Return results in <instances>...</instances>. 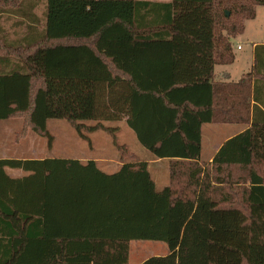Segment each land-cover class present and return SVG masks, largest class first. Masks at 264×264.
Here are the masks:
<instances>
[{"label": "trees", "instance_id": "16d2710c", "mask_svg": "<svg viewBox=\"0 0 264 264\" xmlns=\"http://www.w3.org/2000/svg\"><path fill=\"white\" fill-rule=\"evenodd\" d=\"M27 1L0 10L40 25ZM45 3L44 31L0 37V120L23 118L51 141L50 119L116 133L104 122L126 117L170 178L158 189L133 152L114 172L95 159L0 158V264H129L133 240L168 245L141 264H264V45L240 81L213 83L264 0ZM211 122L250 126L201 163Z\"/></svg>", "mask_w": 264, "mask_h": 264}, {"label": "rangeland", "instance_id": "374dc122", "mask_svg": "<svg viewBox=\"0 0 264 264\" xmlns=\"http://www.w3.org/2000/svg\"><path fill=\"white\" fill-rule=\"evenodd\" d=\"M36 10L39 15L43 14V6H38ZM247 32L246 37L233 40L234 47L239 54L252 47L253 41L257 39L258 34L263 36L264 14L260 13L257 20L248 24ZM238 44H241L243 48L238 49ZM93 123L88 122L86 124ZM25 124L23 118L0 120V156L16 159H41L46 157L95 159L96 161L98 160L99 166L107 172L117 171L125 161L133 160L132 152L141 160L150 159L152 156L147 149L144 150L134 131L127 127L123 119L104 122L106 126L115 127L116 133L104 129L93 132L83 129V133H79L75 126L67 120L50 119L47 122V128L52 136L51 141L47 136H43L31 128H26ZM234 125L242 126L239 124ZM225 126L227 124L223 123L206 126L204 130L206 143L212 141L213 144H218L230 133L236 130L239 131V127ZM23 130L24 133H22ZM122 149L128 153L124 157L121 156L124 154ZM211 151H213L211 147L206 148L204 156H208ZM163 169L164 166L161 167V170ZM150 171L157 179L158 189H161L162 185H166L163 184L161 175L157 174V172L155 173L154 167H151ZM7 172L11 177H22L27 174L23 170L11 168H7ZM236 232L239 233L237 228L233 233ZM221 245H218L215 249L217 253L222 255L225 252V248ZM167 250L168 245L165 242L133 240L130 243L129 264H139L143 259L162 254ZM235 263L236 261L233 258L229 264ZM222 264L226 263L222 262Z\"/></svg>", "mask_w": 264, "mask_h": 264}, {"label": "crops", "instance_id": "0c3cea01", "mask_svg": "<svg viewBox=\"0 0 264 264\" xmlns=\"http://www.w3.org/2000/svg\"><path fill=\"white\" fill-rule=\"evenodd\" d=\"M45 1L46 0H33L31 5H30V2L27 1V2H25V5H24L26 10H28L29 12H31L30 9L33 8L32 13H34L35 15L40 17V20H41L40 25H36L35 23H32L29 19L26 18V16H24L20 13L6 11L7 8H4L3 11L0 10V37H3V38L8 39V40H21L24 38H29L30 35H33L34 37H36L38 34H40L42 31H44L45 22H46L45 16H44L45 8H46ZM149 1L166 2V3L172 2V0H149ZM38 6H43V14L42 15H39L37 13L36 9ZM260 13L262 15L264 14V6L258 5L256 7V17L253 19L246 20L245 31L242 34H239L236 37H233L231 39L235 59L232 63H229V64L218 63L215 65L214 77H213V83L214 84L215 83L221 84V83H229V82H238L241 80V78L245 74H247L253 70V68L255 66V48L257 45H264V33H263V36H262V34L261 35L258 34L257 39L255 41H253L252 47L249 50L242 52L240 54L237 51V49L234 47L233 40L238 39L240 37H246V34L248 33L247 32L248 24L252 21L257 20L259 18ZM30 25L35 26L36 28H31ZM239 46H240V48H239ZM237 48L242 49L243 46L241 44H238ZM251 87L253 90L254 79L251 82ZM123 120L126 122V125L129 128V125L127 123V118L125 117V118H123ZM250 122H252V119ZM250 122L249 123H235V122L234 123H229V122L223 123V124H227V126H225V127H232V126L233 127H239V131L236 130L233 133H230L227 137L224 138L223 141H221L218 144H213L212 141H209V140H208L209 142L206 143L204 130H205L206 126H211L212 124H216V123H220V122L205 123L202 127V151H201L200 162L201 163L212 162L214 156L219 151L222 144L227 139H229L230 137L246 130L250 126ZM234 124H239L242 126H235ZM209 147H211L213 149V151H211V153L208 156H204L205 149L206 148L208 149ZM143 148H144V150L146 149L145 147H143ZM150 155H152L151 158L146 159V161L149 162L150 169H151V167H154L155 173L157 172V174L161 175V177L163 178V184L167 185L169 182V178H170V170H169L170 161H169V159L156 158L151 152H150ZM0 158H6V157L0 156ZM163 166H164V169L161 170V167H163ZM153 178H154L156 185L158 187L157 179L154 176H153ZM162 186L164 187L165 185H162ZM168 251L169 250L165 251L162 254H157L155 256L166 255L168 253ZM147 258L140 261L139 264H141Z\"/></svg>", "mask_w": 264, "mask_h": 264}, {"label": "built area", "instance_id": "2783aa9c", "mask_svg": "<svg viewBox=\"0 0 264 264\" xmlns=\"http://www.w3.org/2000/svg\"><path fill=\"white\" fill-rule=\"evenodd\" d=\"M239 48H240V46H239Z\"/></svg>", "mask_w": 264, "mask_h": 264}]
</instances>
